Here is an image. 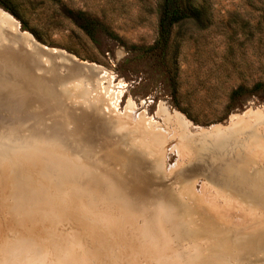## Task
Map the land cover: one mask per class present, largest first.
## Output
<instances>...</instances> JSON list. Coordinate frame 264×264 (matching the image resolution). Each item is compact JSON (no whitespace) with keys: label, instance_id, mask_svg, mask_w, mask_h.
Returning <instances> with one entry per match:
<instances>
[{"label":"rangeland","instance_id":"obj_1","mask_svg":"<svg viewBox=\"0 0 264 264\" xmlns=\"http://www.w3.org/2000/svg\"><path fill=\"white\" fill-rule=\"evenodd\" d=\"M182 2L0 7V264H264V0Z\"/></svg>","mask_w":264,"mask_h":264},{"label":"trees","instance_id":"obj_2","mask_svg":"<svg viewBox=\"0 0 264 264\" xmlns=\"http://www.w3.org/2000/svg\"><path fill=\"white\" fill-rule=\"evenodd\" d=\"M0 7L9 15L19 20L21 26L23 22L20 16L19 7L16 0H0ZM187 18V11L184 7L182 0H161L159 6L158 19H157V41L161 44L165 42L168 37L170 28ZM82 22L85 21L84 17L81 18ZM85 29L86 25L82 24Z\"/></svg>","mask_w":264,"mask_h":264},{"label":"bare ground","instance_id":"obj_3","mask_svg":"<svg viewBox=\"0 0 264 264\" xmlns=\"http://www.w3.org/2000/svg\"><path fill=\"white\" fill-rule=\"evenodd\" d=\"M3 15V14H2ZM236 151V150H235ZM237 152V151H236ZM235 152V153H236ZM238 153V152H237ZM231 158H233V157H231ZM234 159V158H233ZM228 164V163H227ZM231 175V174H230ZM123 218V217H122ZM122 221V220H121ZM97 227V226H96ZM99 228V227H98ZM152 228V227H151ZM100 229H104V228H100ZM127 229V228H126ZM108 231H109V229H107ZM149 230V229H148ZM94 246V245H93ZM95 247V246H94ZM93 247V249H95ZM109 249H110V247H102V248H100V247H98V251H96V253H102V255H106L107 253H108V251H109ZM99 255H101V254H99ZM102 257V256H101Z\"/></svg>","mask_w":264,"mask_h":264}]
</instances>
